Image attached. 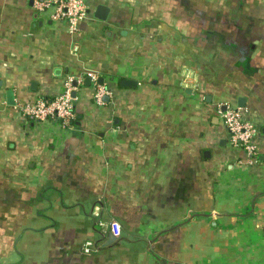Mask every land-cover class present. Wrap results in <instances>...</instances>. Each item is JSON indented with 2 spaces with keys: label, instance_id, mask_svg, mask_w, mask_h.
Wrapping results in <instances>:
<instances>
[{
  "label": "crops",
  "instance_id": "0c3cea01",
  "mask_svg": "<svg viewBox=\"0 0 264 264\" xmlns=\"http://www.w3.org/2000/svg\"><path fill=\"white\" fill-rule=\"evenodd\" d=\"M86 2L70 32L0 0V264H264V0ZM68 75L73 128L22 113Z\"/></svg>",
  "mask_w": 264,
  "mask_h": 264
},
{
  "label": "built area",
  "instance_id": "2783aa9c",
  "mask_svg": "<svg viewBox=\"0 0 264 264\" xmlns=\"http://www.w3.org/2000/svg\"><path fill=\"white\" fill-rule=\"evenodd\" d=\"M38 12L50 15L53 20H57L66 25L70 32L77 30L78 23L88 15V4L86 0H33ZM96 80L97 76L92 75ZM83 78H75L68 75L60 82L61 92L51 98H39L33 103L21 106L22 113L33 118L38 123L54 122L66 129L74 127L77 120L75 109L78 86ZM75 82H77L75 84ZM109 90L103 84H99L95 92V99L98 104H104L105 95ZM223 123L229 134V142L234 147L242 149L249 158L255 159L258 155V146L255 138L259 133V128L249 120L243 109L239 106L228 105L222 112ZM111 230L115 236L122 234L119 222H111ZM93 243L88 241L85 251L91 250Z\"/></svg>",
  "mask_w": 264,
  "mask_h": 264
},
{
  "label": "water",
  "instance_id": "95a60500",
  "mask_svg": "<svg viewBox=\"0 0 264 264\" xmlns=\"http://www.w3.org/2000/svg\"><path fill=\"white\" fill-rule=\"evenodd\" d=\"M31 3H33V0H31ZM76 83H77V82H75V84H76ZM122 83L137 84L138 82L135 81V80H123ZM87 84H90V78H88V82H87ZM101 84H102V82H101ZM74 95H76V92H74ZM7 102H8V104H10V105H14V104H15V101H14V94H13V91H12V90H9V91L7 92ZM115 238H116V236H115L113 233H111V235H110V239L113 240V239H115Z\"/></svg>",
  "mask_w": 264,
  "mask_h": 264
},
{
  "label": "trees",
  "instance_id": "16d2710c",
  "mask_svg": "<svg viewBox=\"0 0 264 264\" xmlns=\"http://www.w3.org/2000/svg\"><path fill=\"white\" fill-rule=\"evenodd\" d=\"M44 98H50V97H44Z\"/></svg>",
  "mask_w": 264,
  "mask_h": 264
}]
</instances>
